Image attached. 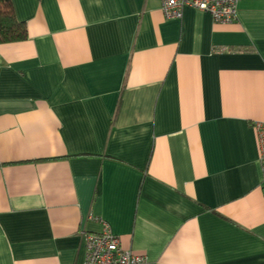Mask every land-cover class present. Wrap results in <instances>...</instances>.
Instances as JSON below:
<instances>
[{"label": "crops", "instance_id": "1", "mask_svg": "<svg viewBox=\"0 0 264 264\" xmlns=\"http://www.w3.org/2000/svg\"><path fill=\"white\" fill-rule=\"evenodd\" d=\"M0 264H83L100 218L142 264H264V0H11Z\"/></svg>", "mask_w": 264, "mask_h": 264}, {"label": "built area", "instance_id": "2", "mask_svg": "<svg viewBox=\"0 0 264 264\" xmlns=\"http://www.w3.org/2000/svg\"><path fill=\"white\" fill-rule=\"evenodd\" d=\"M239 0H161V9L166 18H180L183 8L193 7L208 12L214 21L228 23L236 18ZM259 155L258 160L264 181V123L255 122ZM100 232L82 233L84 260L83 264H142L144 254H137L119 245L118 236L113 233L107 222L100 218Z\"/></svg>", "mask_w": 264, "mask_h": 264}, {"label": "trees", "instance_id": "3", "mask_svg": "<svg viewBox=\"0 0 264 264\" xmlns=\"http://www.w3.org/2000/svg\"><path fill=\"white\" fill-rule=\"evenodd\" d=\"M27 38L25 23L17 19L11 0H0V43Z\"/></svg>", "mask_w": 264, "mask_h": 264}]
</instances>
